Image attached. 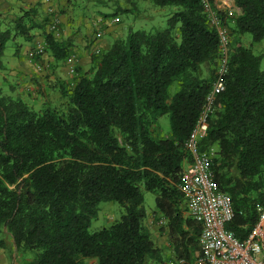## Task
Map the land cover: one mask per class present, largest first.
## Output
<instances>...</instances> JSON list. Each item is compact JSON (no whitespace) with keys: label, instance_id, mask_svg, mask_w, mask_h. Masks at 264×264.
Returning <instances> with one entry per match:
<instances>
[{"label":"trees","instance_id":"trees-1","mask_svg":"<svg viewBox=\"0 0 264 264\" xmlns=\"http://www.w3.org/2000/svg\"><path fill=\"white\" fill-rule=\"evenodd\" d=\"M67 1L97 6L104 21L141 11L138 0ZM148 2L171 10L166 24L149 31L131 25L107 49L90 52L88 68L76 62L58 82L64 101L47 98L34 109L0 87V247L23 253L24 264H166L144 224L145 192L155 194L167 220L170 259L196 264L202 255L201 225L188 213L181 185L192 162L185 142L219 66V35L202 0ZM234 2L238 13L214 4L230 37L228 72L200 148L213 149L214 180L234 210L226 229L244 241L264 205V54L252 49L264 41V0ZM39 13L38 3L21 5L12 17L0 9V70L8 43L16 49L32 43L31 50L34 30L48 28V13L45 21ZM43 39L52 71L77 56L69 39L49 29ZM29 51L45 69L43 57ZM165 115L170 131L163 134ZM108 201L120 205V219L90 232Z\"/></svg>","mask_w":264,"mask_h":264},{"label":"built area","instance_id":"built-area-1","mask_svg":"<svg viewBox=\"0 0 264 264\" xmlns=\"http://www.w3.org/2000/svg\"><path fill=\"white\" fill-rule=\"evenodd\" d=\"M49 15L48 29L55 32L60 20L52 8V0H45ZM210 23L218 32L220 44L219 66L215 74L212 90L206 98L196 125L185 142V146L192 156V162L185 169L181 190L184 194L188 213L201 225L199 243L202 255L196 264H264V205L259 206V218L252 232L244 240H239L233 232L226 229V225L234 217L231 197L221 192L211 171L212 150H201L200 140L206 135L208 118L213 112L215 98L225 89V75L228 72L230 51V37L227 27L223 25L216 8L211 0H202ZM220 9V8H219ZM116 19V18H115ZM112 19V22L116 20ZM96 28L90 37V52L98 54L101 51L100 41L103 37V26L107 24L101 18L96 22ZM46 43L43 38L36 39L29 56H45ZM77 56L72 55L68 60L70 73H73ZM39 71L44 67L37 65ZM166 264H184L183 260H171Z\"/></svg>","mask_w":264,"mask_h":264},{"label":"rangeland","instance_id":"rangeland-1","mask_svg":"<svg viewBox=\"0 0 264 264\" xmlns=\"http://www.w3.org/2000/svg\"><path fill=\"white\" fill-rule=\"evenodd\" d=\"M53 5L52 8L55 10V13L57 15V17L60 20L59 23V27L55 32H52L57 38L61 36H68L67 33V28L71 26V24H73V22L75 21V17H80L81 15V19L83 20H88V22L95 18L96 22L98 21L99 18L102 17V13H98V11H96L95 7L93 6V4H89L86 7H78L76 4L72 5V3H69L67 0H55L52 1ZM131 0H120V3L122 5L131 3ZM138 3H140V7L142 5H144L147 9V13L151 14V13H156L155 10L156 8L150 3L148 2V0H138ZM39 4L40 6V13H39V18L42 19L43 21L46 20L47 18V9H46V2L45 0H7V2H5V4L3 5V9L5 10H9L8 12V16H13L14 14H16L19 11V6H29V5H33V4ZM84 6V5H83ZM102 7V6H101ZM2 8V7H0ZM98 8V7H96ZM162 13L156 15L154 18L151 19H145L143 21V19H141L139 16L140 15H131V14H127V13H117L114 15V17H111L110 20L105 21V23L107 22V24H105L103 26V30L105 32V29L110 28V26H114L115 29L114 30H120L121 34L119 37L121 36H125L129 27L131 25H133V27L135 29H141V30H146L149 31L151 29H153L154 27H159V26H163L166 24L167 22V15L166 13V8H160ZM72 11V12H71ZM108 12L112 11V10H107ZM75 13H78L77 15H75ZM94 13H97V15L93 16ZM80 14V15H79ZM99 14V15H98ZM139 14V13H138ZM62 17H65V22L62 21L61 19ZM116 18V19H115ZM135 18L136 21L133 19ZM79 19V18H78ZM102 19V18H101ZM112 19H115V22H112ZM47 26V25H46ZM69 30V29H68ZM48 32V28L45 27L44 30H34L35 33V38L36 39H40L44 37V34ZM104 35V34H103ZM250 43H252V37L250 34H245L244 36V44L249 46ZM11 43H8L7 49L9 50ZM25 45L26 48H32V43H23L22 46ZM253 52L255 54H264V41L258 42V43H254L252 46ZM13 52V51H12ZM47 55V56H46ZM45 56H43V61H44V66L45 69L42 71H39L37 69V66L33 67L31 72H28V74H26L24 76V78L20 79L22 82H17V79H13L11 80V85L16 86V88H14V93L16 95H20L31 107H33L34 109H40L41 107H43L44 105V101L48 98L50 99L53 103H59L60 101H64V99L61 97V94L58 90V82L63 80V77H60L59 75H57L56 77H54V75L52 74V70L49 68V62H52V60L49 59L48 54H46ZM26 59L28 57V51H26L23 55ZM90 65V63L85 67L88 68ZM262 67L264 68V59L262 62ZM70 76V74H69ZM69 78V77H68ZM4 83V82H3ZM2 78L0 77V87L3 88L6 92L11 91V87L9 86L8 89L6 90V88H4L2 86ZM4 84H7V82H5ZM10 84V83H9ZM8 85V84H7ZM177 89V85H173V87L171 88V91L174 92ZM17 90V91H16ZM160 124L162 125V133L166 134L170 131V119L168 115H165L163 117H161L159 119ZM187 168V167H186ZM145 207H146V211H151L152 209H156L155 207V194L151 193V192H145ZM122 213V208L120 207V205L114 201H108V202H102L100 204V210L98 213L97 218L92 220L91 226L89 228L90 232H94L97 231L103 227H108L110 225H112L115 221H117L118 219H120ZM10 255V252H8ZM17 257L15 258V262L16 264H24L27 260L26 256L24 257V254L21 252H18ZM172 257L167 256V254H165L164 259L165 260H172L170 259ZM89 264H93L92 260L89 261Z\"/></svg>","mask_w":264,"mask_h":264},{"label":"crops","instance_id":"crops-1","mask_svg":"<svg viewBox=\"0 0 264 264\" xmlns=\"http://www.w3.org/2000/svg\"><path fill=\"white\" fill-rule=\"evenodd\" d=\"M2 2V4H1ZM7 2V0H0V8L6 14L8 15L9 10L3 9V5ZM217 5L220 9L229 10L230 12L238 13L239 9L235 6L234 0H216ZM153 5V4H152ZM21 5L19 6L20 10ZM97 7V6H96ZM95 9H100L96 8ZM163 9V8H162ZM109 10V9H108ZM141 11L138 15L143 21L145 19H151L154 18L156 15L161 14L163 10L156 7L155 12L156 13H147V9L144 5L141 6ZM166 15L169 13V10H165ZM169 11V12H168ZM19 12V11H18ZM17 12V13H18ZM72 12V11H71ZM108 12V11H107ZM78 13H75L77 15ZM131 14V13H129ZM80 15V14H79ZM97 15L94 13L93 16ZM133 15V14H131ZM11 17V16H10ZM79 18V19H78ZM96 18V17H95ZM93 18L89 22L88 20H83L80 17H75V21L73 24H71L70 28H67V35L63 36L65 39H69L71 42V49L77 54V64L83 66L84 68L91 62L90 57V48L88 47V40L92 35V32L96 28V19ZM62 21H66L65 17L61 16ZM135 21L136 19L133 18ZM108 22V21H107ZM69 29V30H68ZM114 26H110V28L105 29L104 35L100 41V45L102 49H107L112 42L118 38L121 34L120 30H114ZM60 37H62L60 35ZM244 39V37H243ZM30 48H26L25 45H23L21 48L16 49L13 45H10L9 50L5 51V54L3 56V62L5 65V69L0 70V77L2 78V83L7 82V84L10 85L11 90L16 88V86L11 85V80L17 79V82H22L20 79L24 78L28 72H31L33 67H35V64L30 61L28 58L26 59L23 55L26 51H29ZM13 51V52H12ZM47 56V55H46ZM50 60L53 61L52 57H49ZM70 64L68 63H58L56 65V69L52 71V74L54 77L59 75L60 77H63V79H68L69 73H70ZM3 83V84H4ZM4 88L6 86L3 85ZM7 89V88H6ZM17 91V90H16ZM188 167V166H187ZM166 219L161 216V214L154 208L151 211L147 210V216L145 218V226L150 231L151 237L156 243V245L163 250V257H165V254L167 256L173 257L172 252L169 249V241L166 233ZM17 257L16 253L7 252L6 249H3L0 247V264H16L14 263L15 258ZM14 261V262H13Z\"/></svg>","mask_w":264,"mask_h":264}]
</instances>
